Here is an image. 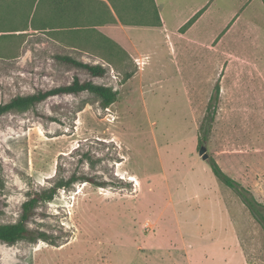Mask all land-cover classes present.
<instances>
[{
	"label": "rangeland",
	"instance_id": "rangeland-1",
	"mask_svg": "<svg viewBox=\"0 0 264 264\" xmlns=\"http://www.w3.org/2000/svg\"><path fill=\"white\" fill-rule=\"evenodd\" d=\"M25 3L0 0V15L28 26L0 32V102L75 75L118 96L101 108L87 92L58 95L0 116V223L18 220L22 202L57 170L109 182H77L39 204L27 225L48 241H0V264H264V225L208 166L214 158L264 205V1L157 0L165 32L129 30L131 45H120L132 63L98 78L53 58L100 62L61 48L30 16L24 22ZM140 52L146 64L131 55ZM215 85L216 111L199 144Z\"/></svg>",
	"mask_w": 264,
	"mask_h": 264
},
{
	"label": "trees",
	"instance_id": "trees-1",
	"mask_svg": "<svg viewBox=\"0 0 264 264\" xmlns=\"http://www.w3.org/2000/svg\"><path fill=\"white\" fill-rule=\"evenodd\" d=\"M23 6V15L26 16L24 22H27L26 20L30 16L31 25L38 22V29L51 32L52 40L56 41V44L61 48L89 53L98 57L100 62H85L78 60L70 53L60 52L55 53L53 58L63 64L84 70L89 76L97 78L104 77L112 65L132 63V57L128 52L111 37L98 30L97 26L114 23L117 20L125 25L153 27L162 25L155 0H26ZM206 7L207 5L196 11L179 27V31L187 30ZM130 9L141 12V17L137 18L135 14L130 15L129 13L133 12ZM13 22L12 19L0 15V32H14L28 27H17L21 21L17 25H13ZM5 36L9 35L3 34V37ZM135 71V69H131L125 72L123 80H128ZM82 92L96 96L101 108H108L117 100L118 96V90L110 85L99 84L91 79L81 80L75 75L68 83L48 89H39L32 93L18 94L0 102V116L10 111L23 112L29 110L54 96L78 95ZM218 95L219 87L215 85L214 93L206 106L205 123L202 122L199 126L197 139L199 144L207 140L216 111ZM100 142L107 143L105 141ZM83 156L84 159L92 161L89 154L83 153L81 159ZM92 162L95 163L96 161ZM208 166L213 175L225 186L232 189L240 197L251 215L264 225V205L258 202L241 183L225 173L214 158L208 159ZM51 178L50 185L33 190L28 198L22 202L18 220L10 223H0L1 242L12 244L19 240L30 242L48 241L47 234L44 231L33 230L28 227L27 223L35 214L37 206L51 201L59 189H68L77 182H88L96 187H109V182L84 173L72 172L65 175L57 170ZM50 242L55 244L53 241Z\"/></svg>",
	"mask_w": 264,
	"mask_h": 264
},
{
	"label": "crops",
	"instance_id": "crops-1",
	"mask_svg": "<svg viewBox=\"0 0 264 264\" xmlns=\"http://www.w3.org/2000/svg\"><path fill=\"white\" fill-rule=\"evenodd\" d=\"M155 2H156V5L158 7L159 15H160V18H161V21H162V25L161 26L153 27V26L125 25V24H122L120 21L117 20L114 23H107V24L99 25V26H97V29L100 30L101 32H103L104 34H106L107 36H109L111 38L113 37V40H115L117 43L122 44V45H124L123 43H125L126 45H131V42L128 41L131 38L129 36L130 34H128L129 30H145L146 29V30H155V31H158L160 33L165 32V23H166V21H165V18L163 17V15L161 13L159 5L157 4V0H155ZM108 30H109V33H108ZM123 37L126 38V39L123 40ZM124 47H125V45H124ZM125 49L127 50V48H125ZM135 51H138V50L135 49ZM131 55L136 57L138 62H140V60H141V62H145V64L147 63V61L149 59L148 58L149 56L148 57L145 56V57H147L146 61H143V58L140 57L141 55H143L141 52L138 53V54H131ZM144 55H148V54H144Z\"/></svg>",
	"mask_w": 264,
	"mask_h": 264
},
{
	"label": "water",
	"instance_id": "water-1",
	"mask_svg": "<svg viewBox=\"0 0 264 264\" xmlns=\"http://www.w3.org/2000/svg\"><path fill=\"white\" fill-rule=\"evenodd\" d=\"M198 154L202 157V159H207L208 154L206 153L205 145H201L198 149Z\"/></svg>",
	"mask_w": 264,
	"mask_h": 264
},
{
	"label": "bare ground",
	"instance_id": "bare-ground-1",
	"mask_svg": "<svg viewBox=\"0 0 264 264\" xmlns=\"http://www.w3.org/2000/svg\"><path fill=\"white\" fill-rule=\"evenodd\" d=\"M80 192V191H79Z\"/></svg>",
	"mask_w": 264,
	"mask_h": 264
}]
</instances>
